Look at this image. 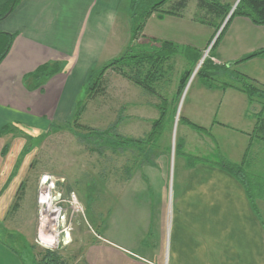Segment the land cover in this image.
Listing matches in <instances>:
<instances>
[{
	"label": "crops",
	"instance_id": "0c3cea01",
	"mask_svg": "<svg viewBox=\"0 0 264 264\" xmlns=\"http://www.w3.org/2000/svg\"><path fill=\"white\" fill-rule=\"evenodd\" d=\"M9 2L0 0V33L13 37L0 61V127L65 124L73 119L91 75L130 45L132 0H15L8 11ZM174 23L182 34L171 31ZM151 25L152 33L147 31ZM189 25L150 15L139 32L145 43L137 46L157 47L170 39L201 50L213 30ZM258 52L263 53L247 58ZM212 55L232 83L200 80L184 98L178 153L166 144L153 161L139 163L138 185L115 193L101 241L87 252L88 263L264 264V196L256 187L264 178V141L254 136L257 110L235 77L264 88V25L230 16ZM47 64L57 71L33 76ZM117 84L108 88L109 95L124 101L107 126L116 122L119 133L134 139L148 136L161 115L163 96L153 97L120 74ZM151 147L157 144L144 151L149 154ZM132 149L137 147L129 148L133 156ZM216 151L242 165L249 192L233 174L215 166ZM9 178L4 177L0 198L13 185Z\"/></svg>",
	"mask_w": 264,
	"mask_h": 264
},
{
	"label": "rangeland",
	"instance_id": "374dc122",
	"mask_svg": "<svg viewBox=\"0 0 264 264\" xmlns=\"http://www.w3.org/2000/svg\"><path fill=\"white\" fill-rule=\"evenodd\" d=\"M138 1L132 0L133 3ZM161 1L152 2V6L148 7L149 15L145 21L150 15L157 17L161 15V19L170 17L178 24L210 27L213 34L201 50L188 48L187 45H183L184 43L170 39L157 42L155 45L157 47L146 45L140 48L137 44L145 43V40L140 37L142 34L139 32H143L145 22L139 34H131L129 54L140 50L157 53L161 50L163 42H169L174 50L169 52L171 56L168 59L161 52L151 57L159 62L158 65L166 66L163 68L164 71L162 70V73L165 72L163 75L160 73L155 76L156 82L152 83L154 90L155 92L157 90V93L168 101V106L174 109V112L172 110L166 117L163 133L150 140V144H157V147H151L148 154L144 149L149 144L136 146L137 149H132V156L129 154V149H120L112 144L114 140L111 136L112 128H106V136L102 137L99 130H94L104 129L109 121L114 120L113 110L122 103V100L124 101L109 95L108 88L118 85L119 76V74L115 76L114 74L117 73L111 69L106 70L102 80V85H106V89L101 91V88H97L92 97L86 100V109L82 118L78 120L80 124L92 127L93 131L79 127L73 119L65 124L47 122L42 129L15 127L6 123L9 130L0 134V150L5 148L3 155L0 152V187L3 185L4 177L7 179L8 176L10 178L7 182L10 180L13 185H9V188L7 186L0 198V220L3 219V224H0L2 239L0 264H37L45 250L59 254L69 264H90L86 259L87 252L92 245L101 241L99 234L115 193L138 185L137 173L142 172L139 163L153 161L159 153V146L163 148L168 144L172 152L178 153L182 137L180 108L183 106L184 98L200 80L210 78L213 82L217 81L224 85L232 83L229 80L230 76L223 72L224 68L211 70L203 63L209 60L212 65L219 67L218 60L212 57V46L236 2ZM226 6L228 12L225 11ZM153 7L154 9L149 11ZM150 29H155V26L147 27V31L152 33L153 30ZM170 29L175 32L181 31V34L183 32V28L180 30V26L176 23ZM6 44L7 39L1 35L0 56L5 51ZM208 47L210 49L207 56L202 59ZM195 52L199 60L194 64L192 54H196ZM149 63L143 59L135 66L144 64L147 67ZM187 73L189 77L186 85L177 93V85ZM133 74L141 75V72L135 70ZM253 105L256 107L257 115L261 111L264 113V95L258 93ZM108 108L112 115L108 112ZM212 158L217 160L221 156L216 151ZM253 176H256L255 173ZM256 187L264 196V178L259 180V185ZM251 189L253 194H258L254 186ZM43 216H46V221L42 226Z\"/></svg>",
	"mask_w": 264,
	"mask_h": 264
},
{
	"label": "trees",
	"instance_id": "16d2710c",
	"mask_svg": "<svg viewBox=\"0 0 264 264\" xmlns=\"http://www.w3.org/2000/svg\"><path fill=\"white\" fill-rule=\"evenodd\" d=\"M14 1L15 0H11V2H9V6L7 7L8 11L13 6ZM134 1H136V0H134ZM165 1L166 0H162L161 2H165ZM182 2H186V0H182ZM151 4H152L151 0H139L138 2H135L131 5V9H132V14H131L132 31H131V34H136L139 32L142 24L145 22L146 17L149 15L148 7L152 6ZM153 9H154V7L152 9H150L149 11H152ZM225 11L226 12L229 11L227 6L225 8ZM232 15H242V16L249 18L254 24L264 25V0H240L237 4L236 8L234 9ZM1 16L2 15H0V17ZM159 18L161 19V15H159ZM229 18H228V20H229ZM228 20L226 21V23L228 22ZM226 23H225V25H226ZM225 25H224V27H225ZM221 32H222V30H221ZM1 35L7 39V44H6L5 51L0 56V61L6 55V52L9 49V46H10L12 38H13L11 35H8V34L0 33V36ZM131 39H132V36H131ZM217 40L214 42V45L216 44ZM214 45L212 47H214ZM170 51H174L173 46L171 44H169V42H163V46H162L161 50L157 51V53H159V52L164 53L165 54L164 57L168 59V57L171 56V54L169 53ZM191 51L194 52V50H191ZM129 53H131V48L128 46L126 48V50L120 56L110 60L105 65H103L99 70H97L96 72H94L91 75L90 80L85 84V86L83 88L85 96L83 99H81L80 101L77 102L75 114L73 117V121L78 123L79 127L82 126L88 130H90V129L92 130V127L90 128L89 126H84V125L80 124L78 122V120L80 119V116L86 107V105H85L86 100H88V98L92 97V95L95 93L97 88L98 89L101 88V91L102 90L104 91L106 89V85L105 86L102 85V80L105 77V73H106L107 69H111L115 73L120 74L122 77L130 80L135 85L146 90L148 93H150L152 95H159L157 93V90L155 92L152 83L154 84L156 82L155 76L160 75V73L162 75L165 73V72L162 73V70L166 66L158 65L159 62L156 59L151 58L154 56V54H157V53H155V51L154 52L150 51L149 53H147L143 50L135 51L134 53L132 51V54H129ZM195 53L197 54V52H195ZM260 53H263V52L251 54L247 58H250V57L255 56L256 54H260ZM196 54H194V55L192 54V56H193L192 60L194 61V64L199 60V59H197L198 54L197 55ZM143 59H146V62L147 61L150 62L149 64H147V67H145L144 64H140L138 66H135V64H137V62H142ZM203 64H206L208 66V68L211 70L220 69V68L224 67L223 65H221L222 67L221 66L218 67L216 65L214 66L211 64V62H209V60H205ZM56 67L57 66L49 67L48 64L43 65L33 74V76L38 77V76H42L46 73L47 74H54L57 71ZM46 68L49 69L48 72H46ZM137 68H139L140 70H138ZM144 69H145V71H144ZM135 70L140 71L141 75L138 74V75L134 76L135 73L133 74V71H135ZM188 77H189V73L182 76V78L180 79V81L177 85V90H176L177 93L180 92V90H182L185 87ZM235 77H237L236 79H237L238 83L241 84V86L239 88L242 91H244L245 93H247L249 99L252 102L255 101V96L258 93L264 95V88H259V87L255 86L251 82L247 81V79L242 75L241 76L235 75ZM159 79H161V78H159ZM158 108L161 112V115L153 123V131L151 132V134H149L148 136H146L144 138L134 139V138L124 136L123 134L119 133L118 125L116 122L105 127L104 129L95 128L94 130H96V129L99 130L100 137H102V136H106V134H105L107 132L105 130L106 128H112V132H111L112 135L111 136L114 139L112 144H114L115 146H117L120 149L125 150V149H129L130 146L136 147V146H140V145L150 144V140L152 138L155 139L156 136L162 131L164 125L166 124V117H167L168 113L172 112V110L174 112V109L171 106H168V101L165 98L158 105ZM256 116H257V123H256L254 136H256L259 139L264 141V113H262V111H261L260 113H258V115L256 113ZM188 124H190L193 129H196V130L202 129L199 126L194 125L193 123L188 122ZM7 130H9V127L6 126V124L3 125L0 128V134H3ZM3 149H5V148L3 147ZM3 153H4V150L1 152V154L3 155ZM188 159L191 161H194V159H197V158L189 157ZM214 164H215V166H218L219 168L233 174L238 180H240L242 182V184H244L247 187V190L249 192L248 185H247L248 174L246 173V171L244 170L242 165L229 163L228 161H226L223 158L217 159L214 162ZM14 205L16 206L17 202ZM37 264H69V262L57 253L45 250L43 255H42L41 260ZM77 264H81V263H77Z\"/></svg>",
	"mask_w": 264,
	"mask_h": 264
},
{
	"label": "water",
	"instance_id": "95a60500",
	"mask_svg": "<svg viewBox=\"0 0 264 264\" xmlns=\"http://www.w3.org/2000/svg\"><path fill=\"white\" fill-rule=\"evenodd\" d=\"M238 2H239V0H238ZM238 2H236L234 5H233V7H232V9L230 10V12H229V14H228V17H230V15L233 13V10H234V8H235V6L238 4ZM227 17V18H228ZM227 20V19H226ZM225 22L226 21H224V24H225ZM224 24L222 25V27L224 26ZM222 27H220V28H222ZM217 36V35H216Z\"/></svg>",
	"mask_w": 264,
	"mask_h": 264
},
{
	"label": "bare ground",
	"instance_id": "6f19581e",
	"mask_svg": "<svg viewBox=\"0 0 264 264\" xmlns=\"http://www.w3.org/2000/svg\"><path fill=\"white\" fill-rule=\"evenodd\" d=\"M205 56H206V54L204 53L202 59L205 58ZM209 57H210V56H209ZM212 57H213V56H212ZM212 57H211V58H212ZM211 58H210V59H211ZM194 74H195V73H194ZM192 76H193V75H192ZM45 219H46V216H45V217L43 216V218L41 219V220H42V221H41V222H42V223H41L42 226L44 225V223H45V221H46Z\"/></svg>",
	"mask_w": 264,
	"mask_h": 264
},
{
	"label": "built area",
	"instance_id": "2783aa9c",
	"mask_svg": "<svg viewBox=\"0 0 264 264\" xmlns=\"http://www.w3.org/2000/svg\"><path fill=\"white\" fill-rule=\"evenodd\" d=\"M210 48L208 47L207 49H206V51L204 52L205 54H206V56H207V53H208V50H209ZM205 56V57H206Z\"/></svg>",
	"mask_w": 264,
	"mask_h": 264
}]
</instances>
